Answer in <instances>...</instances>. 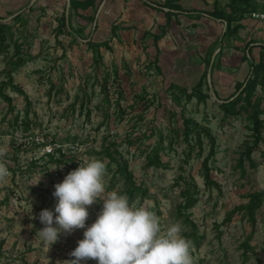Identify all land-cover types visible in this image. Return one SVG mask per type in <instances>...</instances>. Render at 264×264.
Returning <instances> with one entry per match:
<instances>
[{
    "label": "rangeland",
    "instance_id": "obj_1",
    "mask_svg": "<svg viewBox=\"0 0 264 264\" xmlns=\"http://www.w3.org/2000/svg\"><path fill=\"white\" fill-rule=\"evenodd\" d=\"M0 23L9 25L4 40L0 34V92L10 75L25 92L22 95L7 87L4 94L11 103L0 94V147H6L0 161L11 173L8 182L0 184V264H63L74 259L70 253L86 229L62 234L52 246L45 244L38 237L44 227L39 213L54 212L55 185L78 168L79 161L103 160V144L112 142L117 144L118 157L128 161L136 182L148 190L147 199L135 201L160 217L162 227L182 224L183 236L194 245V264H264V203L255 213L254 225L241 209L250 203L252 194L264 191V139L251 155L256 167L243 157L254 143L253 124L246 114L227 115L219 106L222 102L206 87L205 101L176 100L180 93L169 90L174 70L162 74L153 60H145L142 49L149 48L145 40L134 44L127 37L122 50L104 48L103 61L97 62L86 42L76 43L65 35L57 40L49 35L50 26L27 22L23 26L13 17ZM216 31L219 36L220 28ZM179 51L180 56L185 53L183 48ZM18 54L27 62L11 72ZM220 54L226 58L224 63L222 55H217L215 68L210 69L206 61L205 71L208 76L215 74L218 99L225 100L250 68L227 69L223 64L229 56ZM194 86L186 88L191 91ZM261 96L258 90L256 101ZM26 116L33 128L28 136L22 132ZM185 119L193 121L196 131L208 130L214 139L215 155L209 160L213 183L209 185L202 166L212 150L211 138L201 132L199 145L192 135L194 149L190 148L183 135ZM59 146L62 153L56 152L49 161L45 153H54ZM156 151L164 164L161 167L149 165ZM112 176L106 170L105 194L113 190L122 194V183L111 189ZM186 192L197 204L180 214ZM102 207V200L89 207L86 226L95 222ZM186 216L195 226L185 221ZM194 234L201 237L198 244ZM81 264L98 262L89 259Z\"/></svg>",
    "mask_w": 264,
    "mask_h": 264
},
{
    "label": "crops",
    "instance_id": "obj_2",
    "mask_svg": "<svg viewBox=\"0 0 264 264\" xmlns=\"http://www.w3.org/2000/svg\"><path fill=\"white\" fill-rule=\"evenodd\" d=\"M164 1L103 0L96 14L93 8L79 10L75 14L73 11L70 13L71 0H0V20L14 18L22 13L29 25L36 23L42 27L46 26L47 29L50 26L49 35L55 36L59 20L65 15L66 29L72 33L71 35L63 34L66 38L71 41L76 39V43L89 40L100 43L110 40L111 50L115 48L117 51L122 50L121 44L125 43L124 39L127 37H130L134 44L135 41L138 44V40L140 42L145 40L146 45L149 46L142 49L145 50V60L149 58L155 62V56L158 55L157 66L160 72L171 74L174 70L175 73L170 82L183 87L197 84L205 71L206 61H210V69L215 68V59L217 55L221 57V51L227 52V57L229 56L227 64H223L227 69H231L232 66L242 69L247 66L251 69L252 61L256 60L255 58L259 60L262 46H264V20H255L248 16L241 21L242 28L236 36L224 38L225 31L222 30L224 23L210 19L205 14H181L178 17H172L168 23L165 12L152 7V4ZM218 1L223 7L230 2V0ZM215 2L216 0H182L181 5L185 9L211 10ZM115 25L125 29L119 30L117 37L113 38L112 27ZM163 27L166 28V33L156 47L153 36L161 35ZM219 28L221 32L217 36L216 30ZM177 47L185 50L182 56H180V48L177 49ZM243 50H245L246 58H244ZM103 51L104 48H101L102 55ZM221 59L224 63L226 58L222 55ZM154 65L156 66L155 63ZM210 75L213 89L219 94L217 77L213 73Z\"/></svg>",
    "mask_w": 264,
    "mask_h": 264
},
{
    "label": "clouds",
    "instance_id": "obj_3",
    "mask_svg": "<svg viewBox=\"0 0 264 264\" xmlns=\"http://www.w3.org/2000/svg\"><path fill=\"white\" fill-rule=\"evenodd\" d=\"M6 147H0V158ZM106 164L91 157L79 161L62 183L55 185V215L44 209L39 220L44 225L38 237L53 245L62 234L86 229L84 238L70 253L74 259L63 264H81L89 259L98 264H194L193 242L183 236V227L175 222L162 227L160 217L148 207L131 201L127 194L113 190L105 194ZM11 173L0 161V184L8 182ZM103 201L102 211L91 226H86L89 207ZM35 219V217H33Z\"/></svg>",
    "mask_w": 264,
    "mask_h": 264
},
{
    "label": "trees",
    "instance_id": "obj_4",
    "mask_svg": "<svg viewBox=\"0 0 264 264\" xmlns=\"http://www.w3.org/2000/svg\"><path fill=\"white\" fill-rule=\"evenodd\" d=\"M182 0H165L163 3H155L152 4L155 9L163 10L167 17L168 23H170L172 17H178L181 14H190V13H198V14H205L207 17L213 20H220L225 24V32L223 37L224 38H232L236 36L239 30L242 28L241 21L246 17L250 16L252 12L258 11L261 8V0H230L227 6L223 7L218 0H216L213 8L211 10H196V9H185L181 5ZM103 0H71V8L70 13L72 11L76 14L79 10H87L89 8L95 9V14L97 13L98 8L101 6ZM14 21H19L23 26L26 25V22L22 16V13L16 15L13 18ZM2 22V21H0ZM178 23V20H177ZM66 24V16L63 15L62 18L59 20V26L55 30V38L58 40L60 35L66 34L71 35L72 33L68 32ZM125 29L120 26H113L112 27V37H117V32L119 30ZM9 30V25L6 23H0V34L1 40H4L5 37L3 33ZM82 33V31H79ZM166 28H162L161 35H154L153 39L155 41L156 47H158L159 40L165 35ZM76 42V39H74ZM110 40L103 41L100 43L93 42L89 40L86 42V45L93 53V58L97 62L103 61V55L101 52V48H105L107 50H111V46L109 45ZM20 49V47H18ZM253 48L251 47V50ZM26 58L21 54H18L15 61L12 62V68L10 69L11 72L17 71L22 66L26 64ZM159 62L158 57L155 59L156 70L160 72V68L157 66ZM210 65V61L207 64ZM117 75V72H115ZM3 90L0 94L3 95L4 99L11 103L12 99L4 94V90L9 87L17 93L25 95V92L13 82V78L10 75L9 80L3 84ZM206 87L208 90L210 89L208 83V71H205L200 80L197 84L189 91L186 87L177 85V84H170L169 90H177L180 94L176 100H180L181 97H186L187 101L192 100L193 98H197L200 101H205L208 96L203 93V89ZM105 91H107V86H105ZM258 90H261L262 96L259 100L256 101ZM122 97V92H119ZM216 93V91H215ZM109 93L107 91V97ZM217 95V93H216ZM218 97V95H217ZM220 108L227 114L231 116H239L242 114H246L248 118L251 120L253 124V131H254V143L252 146H249L246 152L243 154V157H246L252 167H256V163L252 160L251 155L254 152L256 146L263 141V129H264V119L261 118V115L264 113V46H262V50L260 53L259 60H253L251 63V69L249 71L248 76L245 78L243 82H239L236 84L235 91L223 100L222 103L219 104ZM109 117V115H107ZM28 116L24 117L23 130L22 132L24 135H30L31 133L32 123L27 119ZM19 121V117H15V123L17 124ZM193 121L189 119L184 120V139L186 140L187 144L190 148L194 149L192 145V135H195L197 142L201 145V132H204L211 138L212 141V150L208 157L203 162L202 174L205 182L209 185L212 182L211 180V168L209 167V160L211 157L215 155L214 149V139L211 137L208 130L200 129L196 131L192 128ZM71 138H68L70 140ZM78 138L75 137L76 142ZM129 144L133 145L134 142L130 141ZM54 145H56L54 143ZM60 145V144H58ZM116 142H112L111 144L104 143L102 148L103 153V161L105 162V158L108 160L106 164V170L113 173L112 181H111V189L115 187V185L122 183L123 184V193L127 194L131 201H135L136 199L140 198L142 201L149 197L148 190L144 188L142 184H138L129 170L128 161L121 159L118 157V150L116 149ZM62 153V147L59 146L56 148L54 153H45V155L49 158V161H53L55 158V153L58 152ZM149 165L163 166V162L158 157V151L154 153L153 157L149 158ZM187 200L184 206L180 208V214H182L183 210H190L197 204V199L194 196H190L189 192H186ZM264 203V191L257 192L251 195V201L246 207H242L241 209L245 210L247 214L250 216V220L255 224V213L260 209V207ZM185 221L190 225H194V223L189 220L188 216L185 217ZM195 226V225H194ZM195 242L198 244L200 242L201 237H198L194 234Z\"/></svg>",
    "mask_w": 264,
    "mask_h": 264
},
{
    "label": "built area",
    "instance_id": "obj_5",
    "mask_svg": "<svg viewBox=\"0 0 264 264\" xmlns=\"http://www.w3.org/2000/svg\"><path fill=\"white\" fill-rule=\"evenodd\" d=\"M250 17L255 20H264V0L261 2V8L258 11L252 12ZM48 153H53L49 150Z\"/></svg>",
    "mask_w": 264,
    "mask_h": 264
},
{
    "label": "water",
    "instance_id": "obj_6",
    "mask_svg": "<svg viewBox=\"0 0 264 264\" xmlns=\"http://www.w3.org/2000/svg\"><path fill=\"white\" fill-rule=\"evenodd\" d=\"M105 1H106V0H105ZM0 21L3 22L4 20H0ZM208 83H209V87H210V89H211V91H212L213 97H214L216 100H218L219 102H223V100H219V99H218V97H217L215 91L213 90V86H212V81H211V76H210V74H209V76H208Z\"/></svg>",
    "mask_w": 264,
    "mask_h": 264
}]
</instances>
